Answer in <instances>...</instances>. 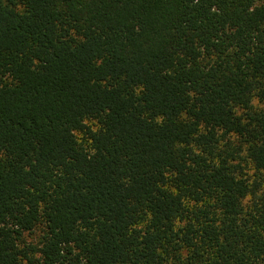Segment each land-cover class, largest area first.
I'll return each mask as SVG.
<instances>
[{"label": "trees", "instance_id": "obj_1", "mask_svg": "<svg viewBox=\"0 0 264 264\" xmlns=\"http://www.w3.org/2000/svg\"><path fill=\"white\" fill-rule=\"evenodd\" d=\"M0 264H264V0H0Z\"/></svg>", "mask_w": 264, "mask_h": 264}]
</instances>
